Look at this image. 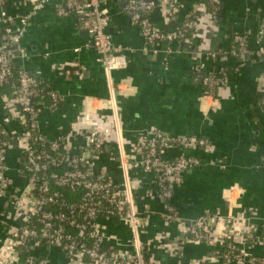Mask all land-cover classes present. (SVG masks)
<instances>
[{
  "label": "crops",
  "instance_id": "0c3cea01",
  "mask_svg": "<svg viewBox=\"0 0 264 264\" xmlns=\"http://www.w3.org/2000/svg\"><path fill=\"white\" fill-rule=\"evenodd\" d=\"M109 17L107 32L116 46L124 49L125 68L107 76L94 49L84 48L90 40L75 16L57 15L62 0H52L30 20L22 43L29 58L17 65L35 75L64 97L54 111L38 109V125L47 141L67 136L74 129L98 131L102 151L96 161V174L109 176L128 196L140 217L146 221L142 236L148 259L160 264H193L210 253L207 244L179 241L177 224L165 218L170 203L180 218L191 222L206 212L221 216L242 215L244 224L259 227L258 241L247 243L243 250L256 257L264 256V108L260 89L264 85V57L231 56L212 59V54L229 51L233 36L255 34L264 24V0H219L217 18L207 0H177L175 11L170 4L157 2L150 11L154 25L163 32L178 30L186 15L195 11V29L185 40L172 44L175 52H144L146 41L134 26L120 0H99ZM8 15H27L29 2L5 0L1 7ZM81 51L76 52V49ZM83 48V49H82ZM255 49V43L250 42ZM200 66L202 71L195 69ZM66 69L74 74L66 75ZM226 74V81L206 92L201 76ZM109 101H112L111 104ZM0 129L9 133L8 194L27 185L19 174L25 157L22 138L25 127L18 117L13 100L0 93ZM160 130L174 137L206 138L213 146L189 150L200 166L184 171L182 183L173 188V197L165 201L158 194L154 173L134 165L145 151L147 133ZM108 131V132H107ZM78 141L72 144L73 151ZM178 149L168 150L162 158L173 161ZM127 159L126 166L122 160ZM14 206H0V263L22 264L15 257L10 242L11 230L21 226L14 216ZM106 234V246L113 253H132L130 226L118 218H100ZM262 229V230H261ZM47 264H68L64 252L55 247L38 246L33 251ZM17 259V260H16ZM210 264H226L221 261ZM232 264V263H231Z\"/></svg>",
  "mask_w": 264,
  "mask_h": 264
},
{
  "label": "built area",
  "instance_id": "2783aa9c",
  "mask_svg": "<svg viewBox=\"0 0 264 264\" xmlns=\"http://www.w3.org/2000/svg\"><path fill=\"white\" fill-rule=\"evenodd\" d=\"M4 1L0 0V87L13 78L11 63L24 62L29 58L22 38L30 20L43 6L52 2L23 0L31 6L29 14L10 16L1 8ZM120 1L124 4L125 13L131 23L139 28L146 41L144 52L158 54L161 52L159 46L166 43L169 46L165 51L172 55L175 52L172 44L182 42L187 38V33L195 29V11L186 15L178 30L163 32L150 18L155 0ZM157 2H168L172 11L177 8V0ZM218 2L219 0H207L213 18H217ZM56 12L61 17L73 15L77 18L80 28L90 36L84 48L97 52V59L104 66L109 78L112 71L126 67L125 51L116 46L108 34L109 17L106 11L100 8L99 0H62V3L56 6ZM252 40L255 49L250 48ZM79 51L81 48L76 49V52ZM226 55L235 58H263L264 24L260 25L255 34H235L232 48L224 53H214L211 58L220 59ZM21 68L12 87L11 99L18 107V117L25 127L22 148L24 154L29 153L28 158L26 155L23 157L18 171L27 181L23 191L15 189L8 194L7 152L12 140L6 130L0 129V206L4 201L7 206L13 205L14 216L21 222V226L13 228L10 233V242L16 249L15 257L19 260V251L24 247L30 252L28 264H47L46 260L37 261L33 254L44 239L48 247H55L64 252L68 264H160L146 256L142 240L146 221L138 215L128 192L119 190L107 174H96V161L102 154L99 148L100 133L96 130L88 132L77 128L67 136L47 141L39 130L35 100L41 97L50 98L51 104L46 109L54 111L62 104L64 97L51 88L41 87L43 83L38 77L39 73L32 75L24 67ZM195 70L201 72L203 69L198 66ZM65 73L71 76L74 71L66 69ZM201 80L206 92L211 96L214 89L226 81V74H207L201 76ZM259 98L260 105L264 108V85L260 89ZM109 102L111 104L112 101ZM32 141L41 147L36 154L30 151ZM75 141H78V147L73 151L72 144ZM195 148L203 149L207 154L213 150L212 143L206 138L174 137L160 130L148 132L144 156L134 165L144 172L155 174L158 194L148 193L146 196L151 199L158 197L169 203L173 197V188L182 183L181 174L202 163L198 157L187 154ZM173 149H178L180 155L173 161L164 160L162 155ZM127 163V159L122 160V165L126 166ZM261 164L264 168V155L261 157ZM38 172H43V176L39 178ZM29 174L30 178H27ZM49 179L59 187L83 191L82 202L77 205L69 204L59 193H52ZM36 192L39 195H36ZM49 204L59 205L65 211L59 213L46 210L45 206ZM101 216L118 218L130 226L132 253H113L107 248L106 234L99 224ZM165 218L177 224L179 241L204 243L212 248L204 259L194 261L193 264H210L214 261L226 264H264V256H251L242 248L249 242L258 241L257 232L260 231L259 227L245 225L242 215L221 216L218 212H206L196 220L186 222L169 203ZM35 222H38L40 227ZM68 226L76 228L78 235H71L67 230ZM224 248L228 250L227 253H223Z\"/></svg>",
  "mask_w": 264,
  "mask_h": 264
},
{
  "label": "trees",
  "instance_id": "16d2710c",
  "mask_svg": "<svg viewBox=\"0 0 264 264\" xmlns=\"http://www.w3.org/2000/svg\"><path fill=\"white\" fill-rule=\"evenodd\" d=\"M189 34H190V32L187 33V36ZM0 41H1V32H0ZM11 67H12V70L14 72L13 78L9 81V83H7L4 86L0 87V93L2 95H4V96H8L10 98L12 96V87L16 83L17 73H18L19 70L22 69L21 66L17 65V63H15V62L11 63ZM40 81L43 83L41 87L48 88V89L50 88L41 79H40ZM35 102H36V107L38 109L42 108V107L46 109V107H48L51 104V99L48 98V97H41V98H38L37 100H35ZM59 106H61V104ZM59 106L56 107V109L59 108ZM40 148L41 147L38 144H35L34 141H32V146H31V150L30 151H32L34 154H36ZM28 154H29L28 152H25V155H26L27 158H28ZM37 176L39 178L42 177L43 176V172H38ZM27 178H30V174L28 175ZM48 183H49L50 191L52 193H59L61 195V198L64 199L67 203L76 204L77 205L80 202H82V197H83V194H84L83 191H81V190H72V189L66 188V187H59V186L55 185L54 181L51 180V179L48 180ZM36 195H39L38 192H36ZM45 209L46 210H51V211H54V212H59V213L62 212V211H65L64 208H61L59 205H56V204H49L48 206H45ZM101 218H103V216H101ZM35 224L38 227H40L38 222H35ZM67 230L73 236H77L78 235V230L76 228H74V227L68 226ZM262 231L260 232L261 234L259 236L261 238L264 237ZM40 246L48 247L47 243H46V241L44 239L40 241ZM227 251L228 250L226 248H224L223 253H227ZM19 252H20V259H21L22 264H28L27 263V259L30 256V252L27 249H25L24 247H22ZM37 261H39V259H37Z\"/></svg>",
  "mask_w": 264,
  "mask_h": 264
}]
</instances>
